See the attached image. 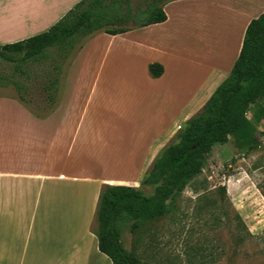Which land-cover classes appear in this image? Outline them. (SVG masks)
Returning a JSON list of instances; mask_svg holds the SVG:
<instances>
[{
	"label": "rangeland",
	"instance_id": "1",
	"mask_svg": "<svg viewBox=\"0 0 264 264\" xmlns=\"http://www.w3.org/2000/svg\"><path fill=\"white\" fill-rule=\"evenodd\" d=\"M190 2L193 1L168 8L169 19L165 25L128 33L112 42L110 48L107 47L108 40L102 38L105 34L95 33L79 39L64 60L51 51L46 62L29 69L30 81L16 75L14 81L28 87L19 95L6 79L12 68L0 61V95L13 96L17 101L21 96L25 100L21 104L38 118L49 115L67 99L73 112L81 110L85 124L88 122L93 129L103 130L104 123L110 121L123 128L131 122L136 129L140 127L138 122L144 121L150 113L162 111V106L158 105L163 99H174L173 89L179 93L182 106L183 96L198 87L202 71L193 72L188 63L189 55L204 60L215 55L216 67L223 70L231 67L234 45L229 44L231 52L220 51L223 46L225 48L222 41L231 36L227 5L214 4L206 13L200 8L201 2ZM202 20L209 24L207 32L200 26ZM93 38L96 39L78 59ZM133 41L141 48L140 45L133 48L130 45ZM144 44L151 45L152 51L144 49ZM208 46L211 52L204 50ZM112 58L114 61H110ZM156 60L164 62L169 69L160 84L152 83L145 70L147 62ZM97 64H105L99 75H95ZM56 65L59 67L57 72L54 70ZM32 72L38 75L48 72L51 77L57 74L58 89L53 110L51 105L46 107L51 101L42 92V81L32 78ZM94 81L98 85L92 88ZM209 99L206 96L198 102L192 118L201 113ZM163 108L167 111V107ZM255 111V107L249 108L246 121L261 135L257 146L242 153L230 138L226 145L213 147L205 156L206 164L201 173L186 182L168 201L164 216L143 223H136L126 216L118 220V243L137 264H264V124L258 120ZM186 123L182 122L178 129L174 128L162 139L161 150L142 180L163 153L179 143ZM128 141H124L126 146ZM138 189L145 195H151L154 190L153 186ZM109 192L108 186L101 188L90 228L95 236L103 227L105 211L110 204ZM90 252L92 259L83 264H105Z\"/></svg>",
	"mask_w": 264,
	"mask_h": 264
},
{
	"label": "crops",
	"instance_id": "2",
	"mask_svg": "<svg viewBox=\"0 0 264 264\" xmlns=\"http://www.w3.org/2000/svg\"><path fill=\"white\" fill-rule=\"evenodd\" d=\"M80 1L0 0V46L46 32ZM188 1L201 2L199 7L206 13L214 4L227 5L231 36L222 41L225 48L220 51L231 52L229 44H233L234 55L228 70L216 67L215 55L208 60L189 55L193 72L202 71V75L198 87L183 96L182 106L179 93L173 89L175 101L169 97L159 103L158 99L156 107L159 103L162 111L150 113L138 122L140 127L135 129L130 122L123 128L110 121L104 123L105 129L96 130L85 124L81 110L73 112L67 99L49 115L38 118L13 96L0 95V264H83L92 259L90 250L102 263L111 264L99 252L97 237L90 231L101 188L140 187L143 175L161 150L162 139L191 119L198 102L206 96L211 98L229 77L247 26L264 13V0H177L164 7V23L131 32L165 25L168 8ZM201 22L207 32V20ZM128 33L102 38L108 40L110 48L112 42ZM95 39L83 48L78 59ZM130 45L137 48L140 44L133 41ZM150 47L143 45L152 51ZM204 50L211 52L209 46ZM153 63L163 67L160 78L149 76L148 65ZM95 67V75H99L105 64ZM145 70L155 84L169 74L161 60L147 62ZM97 85L94 81L92 88Z\"/></svg>",
	"mask_w": 264,
	"mask_h": 264
},
{
	"label": "trees",
	"instance_id": "3",
	"mask_svg": "<svg viewBox=\"0 0 264 264\" xmlns=\"http://www.w3.org/2000/svg\"><path fill=\"white\" fill-rule=\"evenodd\" d=\"M177 0H81L46 32L13 44L0 46V61L12 68L7 82L18 92L27 88L14 81L16 75L30 81L29 69L46 62L53 51L64 60L79 39L95 33L109 36L126 34L167 20L164 7ZM59 71L58 65L54 66ZM158 63L148 65L153 79L163 75ZM32 78L42 81L41 89L53 107L58 89L57 74L48 72ZM29 90V89H28ZM18 101L24 103L19 96ZM250 107L264 124V13L246 28L238 59L229 77L217 88L198 116L186 123L178 144L170 146L158 159L140 187L153 186L151 195L129 187H109L110 204L105 211L103 227L96 236L98 250L111 264H137L118 243V220L126 216L136 223L159 219L168 209V201L203 170L215 146L226 145L230 138L236 148L246 153L257 146L261 135L246 121ZM53 110V108H52ZM139 187V188H140ZM101 197V196H100ZM100 201V199H99Z\"/></svg>",
	"mask_w": 264,
	"mask_h": 264
}]
</instances>
